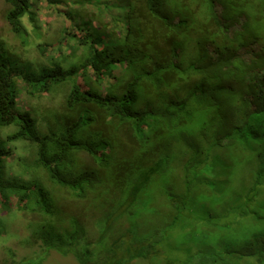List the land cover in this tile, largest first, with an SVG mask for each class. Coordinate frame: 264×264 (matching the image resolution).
<instances>
[{
	"label": "trees",
	"instance_id": "16d2710c",
	"mask_svg": "<svg viewBox=\"0 0 264 264\" xmlns=\"http://www.w3.org/2000/svg\"><path fill=\"white\" fill-rule=\"evenodd\" d=\"M3 1L12 32L25 39L23 18L29 14L33 21L37 0ZM118 1L126 9L125 35L119 39L107 33L113 46L100 49L98 39L87 47L90 34L74 37L79 43L72 52L83 51L72 57L85 58L79 66L65 69L53 57L50 65L35 68L0 38V204L6 197L8 206L15 196L19 207L36 208L35 204L50 202L39 196H57L58 191L75 199L94 194L93 202L107 195L112 205L133 200L165 167L160 157L153 159L157 148L143 146L152 136L164 137L167 129H182L201 116L199 132L207 146L193 148L187 175L180 178L187 191L197 181L210 194L216 191L211 183L226 185L221 190L225 191L229 181L212 180L205 169L237 167L239 191L233 205L224 209L237 216L223 224L225 235L207 239L186 264H264V0ZM128 15H133L131 25ZM236 22L241 26H234ZM64 40L71 44L67 37ZM123 65V75L114 77L104 97L78 82V70L91 69L96 80L104 82ZM18 80L32 94H50L54 86L73 81L67 113L55 114L54 124L48 121L43 130L32 111L21 107ZM150 129L155 131L152 136L146 134ZM125 150L132 156L137 152L140 159H125ZM79 153L89 155L92 163L80 161ZM144 164L149 169L144 171ZM17 166L21 170H15ZM7 167L8 174L18 172L22 178L8 180ZM191 167L201 174L196 180L189 178ZM206 178L213 182L206 184ZM49 210L46 213L56 212ZM237 224L246 229L244 236H234Z\"/></svg>",
	"mask_w": 264,
	"mask_h": 264
},
{
	"label": "rangeland",
	"instance_id": "374dc122",
	"mask_svg": "<svg viewBox=\"0 0 264 264\" xmlns=\"http://www.w3.org/2000/svg\"><path fill=\"white\" fill-rule=\"evenodd\" d=\"M122 5L118 0H57L54 4L48 0H37L33 5V21L29 14L23 18L28 36L22 39L12 32L5 18L8 5L0 0V38L35 68L50 65L54 57L62 62L63 68L69 69L75 64L81 65L85 60L72 57L73 52L81 55L83 51L79 48L72 52L74 43H79L74 37L79 36V39L90 34L91 41L86 44L87 47L94 39H98L97 48L100 49L105 44V47L113 46L110 44L112 36L107 33H114L112 35L119 39L125 35L126 9ZM132 16L128 15L130 25ZM234 26H241V23L236 22ZM94 29L102 32L97 33ZM64 37L70 39V45ZM124 68L125 65L115 67L104 82H98L91 69L84 73L78 70V82L82 88H90L104 97L108 88L116 82L114 77L123 75ZM18 83L21 107L32 111L43 130L47 131L48 121L54 124L55 114L67 113L66 100L73 81L54 86L50 94H32L23 81L18 80ZM42 84L38 83L36 89H41ZM150 96L152 100L156 99L155 95ZM44 118L49 119L44 122ZM202 121L201 116H198L182 129H167L168 133L164 137L154 138L152 135L155 131L147 130L146 134L151 135L152 139L143 149L157 148L153 159L160 157L165 167L161 173L155 174L154 181L147 189L133 200L126 202L122 199L112 205L107 202V195L93 202L94 194L86 199H75L65 191H58L57 196H39L40 200H50L48 204L41 202L42 206L35 204L36 208H25L17 205L15 196L9 199L8 206L4 204L6 197H2L0 264H186L207 239L225 235L227 228L223 224L235 220L237 216L224 211L233 205L239 191L237 167L233 166L227 171L215 168L214 172L208 165L212 168L205 169L208 177L219 180L221 184L224 183L222 178L229 181L225 191L221 190L226 185L215 187L211 183L210 188L216 191L211 190L210 194L198 187L197 181L187 191L183 185L184 178H180L181 175H187L186 161L191 157L193 148L207 146V141L202 139L199 132ZM23 147L20 146L21 153L25 152ZM129 155L136 161L141 157L137 152L132 156L131 152L125 150V159L129 160ZM77 156L80 161L92 163L86 153ZM7 164L8 167L12 166L9 161ZM146 166L144 164V171L149 169ZM8 167L5 170L6 177L10 178L8 180L12 181L13 176L22 178L18 172L13 176L8 174ZM15 170L21 168L17 166ZM188 175L190 179L196 180L201 174L191 167ZM212 180L206 178V184ZM46 185L48 188L52 186L49 182ZM37 194H41L39 190ZM44 207L56 212L46 213ZM245 233L246 229L238 224L233 230L234 236H244ZM142 254H147L148 258Z\"/></svg>",
	"mask_w": 264,
	"mask_h": 264
}]
</instances>
